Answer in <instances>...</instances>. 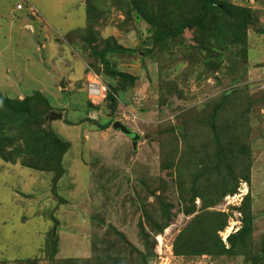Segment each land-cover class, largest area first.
Returning a JSON list of instances; mask_svg holds the SVG:
<instances>
[{"label":"rangeland","instance_id":"obj_1","mask_svg":"<svg viewBox=\"0 0 264 264\" xmlns=\"http://www.w3.org/2000/svg\"><path fill=\"white\" fill-rule=\"evenodd\" d=\"M215 1L0 0V264H264V0Z\"/></svg>","mask_w":264,"mask_h":264},{"label":"trees","instance_id":"obj_2","mask_svg":"<svg viewBox=\"0 0 264 264\" xmlns=\"http://www.w3.org/2000/svg\"><path fill=\"white\" fill-rule=\"evenodd\" d=\"M197 2L200 4L201 10H200L199 14L196 16V18H195L194 21L183 22V23L179 24L178 27L176 29L172 30L171 32H168V33H165V34H161V35H157V38L158 39H162L164 37H168L171 34H173L174 32L181 31L185 26L190 27L193 23H196V22H200L201 23V22H203L207 18V16H209V11L212 8H216L218 6L219 8H222L223 9V7H224L223 4H218L215 0H197ZM247 15H249V14H247ZM235 20H237V17H236ZM238 21H243V20H241L240 17H239V20ZM118 73L120 74V76H126V74H124V73H120V72H118ZM128 85H130V83L125 84L124 86H122L123 90ZM109 90H110V88H109ZM36 94L38 96H40V93L37 92V91H36ZM111 94H112L111 92L108 94V98H110V99H112V100L115 101V99L113 98V96H111ZM24 100L25 101L23 103H20L19 102L20 104L18 103L17 105H14L13 103H10L6 99L0 98V101L1 102H3L4 104L8 105L9 107H11L14 110V112H18V113L19 112H22L23 109L26 107V103H27L28 98H25ZM95 123L98 126H100L99 127L100 129H104V128L110 126V121H105L104 120L101 123H98L96 121ZM25 152H27V151H25ZM246 179L248 180L249 178H246ZM245 232H247V231H246L245 226H243L237 232L230 234L227 237V241L229 243L228 247H226V245L224 243L222 244L221 241L215 243L216 245H218L216 247L220 249L219 250L220 254L232 255L234 253H238V252H236V251H238L237 250V247H239V243L238 242H242L243 241ZM174 247H175L174 248V253L175 254H179L180 252L179 251H176V246H174ZM190 252L191 253H201V252H206V251H197V252L196 251H194V252L193 251H190Z\"/></svg>","mask_w":264,"mask_h":264},{"label":"water","instance_id":"obj_3","mask_svg":"<svg viewBox=\"0 0 264 264\" xmlns=\"http://www.w3.org/2000/svg\"><path fill=\"white\" fill-rule=\"evenodd\" d=\"M255 67H264V62H260V63H256L254 64ZM62 85V83H61ZM62 118V114L61 113H57V114H49L46 119H60ZM112 127L116 130L121 131L122 133H124L125 135H128L131 137L132 140V148L135 149L136 148V144L138 142V140L140 139L139 134H137L136 132H134L132 129H130L128 126H126L125 124L121 123L120 121H114L112 124ZM147 138V136H145Z\"/></svg>","mask_w":264,"mask_h":264},{"label":"built area","instance_id":"obj_4","mask_svg":"<svg viewBox=\"0 0 264 264\" xmlns=\"http://www.w3.org/2000/svg\"><path fill=\"white\" fill-rule=\"evenodd\" d=\"M34 12L35 11L33 9L32 13L34 14ZM91 78L92 79L89 80L88 86H87L88 97L92 101H97L103 97V94L106 88L103 85V83L100 81V78L97 75L93 74L91 75Z\"/></svg>","mask_w":264,"mask_h":264},{"label":"clouds","instance_id":"obj_5","mask_svg":"<svg viewBox=\"0 0 264 264\" xmlns=\"http://www.w3.org/2000/svg\"><path fill=\"white\" fill-rule=\"evenodd\" d=\"M91 75H93V74H91ZM96 75V74H95ZM98 76V75H97ZM99 77V76H98ZM100 78V77H99ZM100 81L103 83V81L101 80V78H100ZM104 85V84H103ZM87 95H88V91H87ZM121 122V121H120ZM122 123V122H121ZM127 126V125H126ZM113 128V127H112ZM114 129V128H113ZM119 131V130H118ZM247 194L246 193H244L243 194V196H246ZM235 222H237L236 224H235ZM235 222H230L229 220H228V225L225 227V229L227 228V229H229L230 227H231V229H233L234 231H232L231 233L230 232H228L227 234H226V236H225V239H223L222 238V240H223V242H225V241H227V237L230 235V234H232V233H235V232H237L239 229H241L242 228V225H241V223L242 222H240V220H236ZM234 223V224H233ZM238 224H239V226H238ZM236 228V229H235ZM231 231V230H230ZM221 236V235H220Z\"/></svg>","mask_w":264,"mask_h":264},{"label":"crops","instance_id":"obj_6","mask_svg":"<svg viewBox=\"0 0 264 264\" xmlns=\"http://www.w3.org/2000/svg\"><path fill=\"white\" fill-rule=\"evenodd\" d=\"M53 19V18H52ZM47 22H49V20L47 21ZM52 22V21H51ZM52 23H54V25L56 26V27H58L57 26V24H56V19H55V17H54V19H53V22ZM50 24V23H49ZM100 62V61H99ZM72 68L74 69V65L72 64ZM95 74V73H94ZM61 81H62V79H61ZM61 83L62 82H60V86H61ZM63 84V83H62Z\"/></svg>","mask_w":264,"mask_h":264},{"label":"flooded vegetation","instance_id":"obj_7","mask_svg":"<svg viewBox=\"0 0 264 264\" xmlns=\"http://www.w3.org/2000/svg\"><path fill=\"white\" fill-rule=\"evenodd\" d=\"M128 136V135H127ZM130 139H131V137L130 136H128Z\"/></svg>","mask_w":264,"mask_h":264},{"label":"bare ground","instance_id":"obj_8","mask_svg":"<svg viewBox=\"0 0 264 264\" xmlns=\"http://www.w3.org/2000/svg\"><path fill=\"white\" fill-rule=\"evenodd\" d=\"M169 240V239H168Z\"/></svg>","mask_w":264,"mask_h":264}]
</instances>
